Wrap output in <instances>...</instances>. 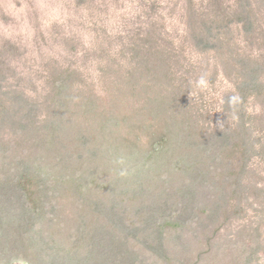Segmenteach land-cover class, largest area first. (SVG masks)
Returning a JSON list of instances; mask_svg holds the SVG:
<instances>
[{
  "label": "rangeland",
  "instance_id": "374dc122",
  "mask_svg": "<svg viewBox=\"0 0 264 264\" xmlns=\"http://www.w3.org/2000/svg\"><path fill=\"white\" fill-rule=\"evenodd\" d=\"M0 264H264V0H0Z\"/></svg>",
  "mask_w": 264,
  "mask_h": 264
},
{
  "label": "clouds",
  "instance_id": "9594fccd",
  "mask_svg": "<svg viewBox=\"0 0 264 264\" xmlns=\"http://www.w3.org/2000/svg\"><path fill=\"white\" fill-rule=\"evenodd\" d=\"M199 83H200L201 85L204 84V80H203V78H201V80L199 81Z\"/></svg>",
  "mask_w": 264,
  "mask_h": 264
}]
</instances>
